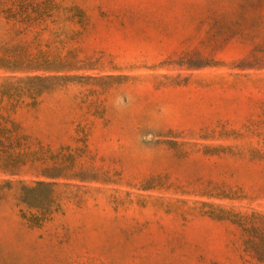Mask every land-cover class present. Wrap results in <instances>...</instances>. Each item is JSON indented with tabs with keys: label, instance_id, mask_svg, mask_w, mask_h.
Listing matches in <instances>:
<instances>
[{
	"label": "rangeland",
	"instance_id": "374dc122",
	"mask_svg": "<svg viewBox=\"0 0 264 264\" xmlns=\"http://www.w3.org/2000/svg\"><path fill=\"white\" fill-rule=\"evenodd\" d=\"M0 58V264H264V0H0Z\"/></svg>",
	"mask_w": 264,
	"mask_h": 264
},
{
	"label": "trees",
	"instance_id": "16d2710c",
	"mask_svg": "<svg viewBox=\"0 0 264 264\" xmlns=\"http://www.w3.org/2000/svg\"><path fill=\"white\" fill-rule=\"evenodd\" d=\"M12 65H15V62L12 60H9V58H0V69L4 70H11ZM36 78H14L10 76L0 77V96H5L6 93L12 94L16 92L18 89V86L22 84V82H29L34 81ZM16 111L12 106L1 107L0 106V122L7 126V129L2 127V132H9L12 134L16 140H13V142H9L7 144L8 147H12L14 142L19 143L20 140L25 146L26 149L31 154H49L51 152V146L50 143L47 141H44L43 137H37L35 135H31L26 132V127L20 122V121H14L11 117L12 114H15ZM17 138L19 140H17ZM46 142V143H44ZM2 144V143H1ZM45 160V158H42ZM44 162V161H43ZM50 168H48L49 170ZM20 167L18 164L10 157L2 154L0 152V176H6L11 179L1 180L0 181V197L3 196L1 191L4 190H12L13 188H18L19 191H26V187L23 185L22 180L20 179H14V177H18L20 174ZM52 175V174H51ZM53 177V176H51ZM14 179V180H12ZM34 184H39L38 182H35ZM22 194L19 193L17 195L16 199H21ZM9 197H15V195L9 194Z\"/></svg>",
	"mask_w": 264,
	"mask_h": 264
}]
</instances>
